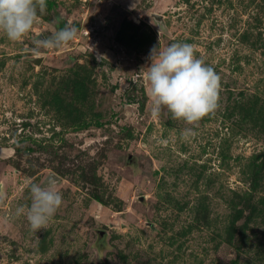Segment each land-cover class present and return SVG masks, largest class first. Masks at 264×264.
<instances>
[{"label":"rangeland","instance_id":"1","mask_svg":"<svg viewBox=\"0 0 264 264\" xmlns=\"http://www.w3.org/2000/svg\"><path fill=\"white\" fill-rule=\"evenodd\" d=\"M177 42L221 84L188 140L144 79ZM263 156L264 0H47L21 42L0 34V264H264ZM51 177L63 202L33 234L15 210Z\"/></svg>","mask_w":264,"mask_h":264},{"label":"clouds","instance_id":"2","mask_svg":"<svg viewBox=\"0 0 264 264\" xmlns=\"http://www.w3.org/2000/svg\"><path fill=\"white\" fill-rule=\"evenodd\" d=\"M46 12L47 0H0V34L9 41L21 42L38 23V17ZM77 31L71 24H65L47 37L36 33L32 50L39 56L41 49L62 47L76 37ZM149 59L151 63L144 79L148 85L152 117L159 118L166 109L171 119L191 126L181 132V138L194 137L199 122L218 108L220 76L203 58L196 57L194 47L188 43H172L162 50L154 47ZM54 184L55 179L51 177L48 187L35 182L25 186L30 194V205L17 207L14 215L15 218L23 215L33 234L48 228L63 202L62 194Z\"/></svg>","mask_w":264,"mask_h":264},{"label":"trees","instance_id":"3","mask_svg":"<svg viewBox=\"0 0 264 264\" xmlns=\"http://www.w3.org/2000/svg\"><path fill=\"white\" fill-rule=\"evenodd\" d=\"M21 148H18V147H15V151H21L20 150ZM23 150H25L26 148L24 147V148H22ZM28 149H31V148H28ZM264 162V156L261 158V160L259 161V164H262ZM258 164V165H259ZM92 197L96 200V201H98V202H100V203H105L104 202V199L102 198V196L100 195V193H99V190L97 189V188H94V190H93V192H92Z\"/></svg>","mask_w":264,"mask_h":264},{"label":"water","instance_id":"4","mask_svg":"<svg viewBox=\"0 0 264 264\" xmlns=\"http://www.w3.org/2000/svg\"><path fill=\"white\" fill-rule=\"evenodd\" d=\"M35 63L37 64V61H35ZM141 199H142V197H141ZM100 235H103V231H100Z\"/></svg>","mask_w":264,"mask_h":264}]
</instances>
